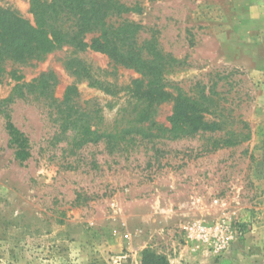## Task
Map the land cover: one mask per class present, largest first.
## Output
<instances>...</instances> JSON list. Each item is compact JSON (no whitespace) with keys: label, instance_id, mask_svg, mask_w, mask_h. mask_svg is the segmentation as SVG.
Listing matches in <instances>:
<instances>
[{"label":"rangeland","instance_id":"374dc122","mask_svg":"<svg viewBox=\"0 0 264 264\" xmlns=\"http://www.w3.org/2000/svg\"><path fill=\"white\" fill-rule=\"evenodd\" d=\"M29 1L0 8L33 24ZM120 1L137 8L122 18L143 25L138 40L155 38L176 60L164 73L176 86L168 90L207 96L221 115L205 119L247 138L214 150L225 131L118 152L105 138L81 142L83 128L69 119L99 133L134 120L143 105L128 88L139 74L89 48L0 57V264H136L139 248L140 263L149 249L169 264L188 254L200 258L185 264H264V0ZM69 87L70 112L60 103ZM171 108L154 105L155 119L167 125ZM7 118L28 138L24 161ZM195 223L223 227L225 247L188 237L184 226Z\"/></svg>","mask_w":264,"mask_h":264},{"label":"trees","instance_id":"16d2710c","mask_svg":"<svg viewBox=\"0 0 264 264\" xmlns=\"http://www.w3.org/2000/svg\"><path fill=\"white\" fill-rule=\"evenodd\" d=\"M30 12L34 23L19 17L12 11L0 8V57H11L16 61L42 59L47 53L69 46L76 50L89 48L106 54L114 65L133 69L139 78L128 88L132 97L143 107L138 110L128 126L114 133H99L89 127H81L83 118L69 119V123L82 129L81 142L107 139L113 151H128L140 141L154 143L156 140L192 137L200 132H221L225 136L213 139L210 150L232 146L247 138V135L225 129L226 121L218 118L206 120L205 114L221 115L217 104L207 96L202 100L189 97L179 90L176 94L168 90L176 87L164 79V73L176 60L164 54L155 38L139 41V33L144 29L138 22L123 19L122 15L137 10L126 6L120 0H30ZM115 18V20H114ZM91 35L89 40H85ZM42 79V80H41ZM36 86L43 92L48 88L44 77ZM39 80V81H40ZM75 88L65 90L62 105L71 104ZM172 101L171 114L166 122L155 119L152 108L162 102ZM215 108V109H213ZM218 113V115H217ZM67 122V121H66ZM64 123L66 126L67 123ZM6 130L9 143L14 148V156L19 161L30 157L27 136L7 118ZM140 264H169L165 256L143 249Z\"/></svg>","mask_w":264,"mask_h":264},{"label":"built area","instance_id":"2783aa9c","mask_svg":"<svg viewBox=\"0 0 264 264\" xmlns=\"http://www.w3.org/2000/svg\"><path fill=\"white\" fill-rule=\"evenodd\" d=\"M188 237H192L202 242H213L215 251L225 247L228 241V237L225 236V230L223 227L217 225L215 227L207 226L201 223H195L193 225L184 226Z\"/></svg>","mask_w":264,"mask_h":264},{"label":"crops","instance_id":"0c3cea01","mask_svg":"<svg viewBox=\"0 0 264 264\" xmlns=\"http://www.w3.org/2000/svg\"><path fill=\"white\" fill-rule=\"evenodd\" d=\"M118 250H119V246L116 245L115 251H118ZM139 250H140V248L137 249V250H135L134 253L131 254L132 258L135 259L136 264H140V254H139ZM199 258H200V256H192V255L188 254V256L185 255V257H175V258H172L170 264H185V261L186 260H195V259H199Z\"/></svg>","mask_w":264,"mask_h":264}]
</instances>
